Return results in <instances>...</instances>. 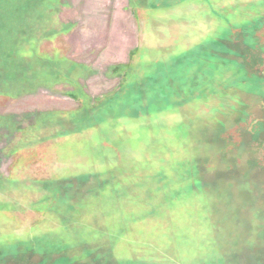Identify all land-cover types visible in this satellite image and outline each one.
<instances>
[{
	"label": "rangeland",
	"instance_id": "obj_1",
	"mask_svg": "<svg viewBox=\"0 0 264 264\" xmlns=\"http://www.w3.org/2000/svg\"><path fill=\"white\" fill-rule=\"evenodd\" d=\"M0 264H264V0H0Z\"/></svg>",
	"mask_w": 264,
	"mask_h": 264
}]
</instances>
